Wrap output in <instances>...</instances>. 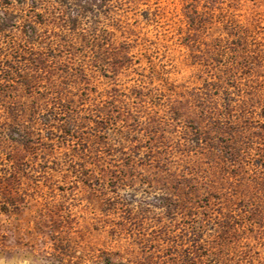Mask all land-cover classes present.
<instances>
[{
  "label": "rangeland",
  "instance_id": "374dc122",
  "mask_svg": "<svg viewBox=\"0 0 264 264\" xmlns=\"http://www.w3.org/2000/svg\"><path fill=\"white\" fill-rule=\"evenodd\" d=\"M261 156L264 0H0V264H264Z\"/></svg>",
  "mask_w": 264,
  "mask_h": 264
},
{
  "label": "trees",
  "instance_id": "16d2710c",
  "mask_svg": "<svg viewBox=\"0 0 264 264\" xmlns=\"http://www.w3.org/2000/svg\"><path fill=\"white\" fill-rule=\"evenodd\" d=\"M188 17V16H187ZM195 21L193 20V23ZM263 157L262 159V162H263V167H264V156H261V158ZM12 177V174L10 175ZM0 181H3V179H1ZM13 188H12V184H6V180L3 181V182H0V194L3 195V199L6 200V203L9 204V205H14V200H13ZM252 208V206H251ZM5 209V213H8L10 212V210L8 208H4ZM252 217V215H251ZM257 217V214H255V218ZM254 216H253V219H255ZM220 239V238H219ZM215 241V240H214ZM213 241V242H214ZM231 241V240H229ZM213 245H216V243L214 242ZM207 248H205V253H208V251L206 250ZM187 252V251H186ZM187 261H189L191 264H196V262L199 260L198 258L196 257H193L191 254H189V256L186 257Z\"/></svg>",
  "mask_w": 264,
  "mask_h": 264
}]
</instances>
